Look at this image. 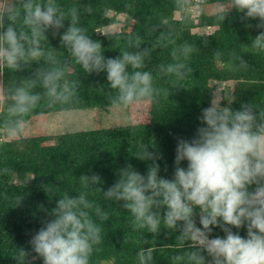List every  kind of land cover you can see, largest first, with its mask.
Segmentation results:
<instances>
[{"label":"trees","instance_id":"trees-1","mask_svg":"<svg viewBox=\"0 0 264 264\" xmlns=\"http://www.w3.org/2000/svg\"><path fill=\"white\" fill-rule=\"evenodd\" d=\"M21 2L0 0V13ZM56 3L65 19L62 28L45 30L40 42L44 54L22 61L16 69L0 62V129L6 131L5 126L12 120L19 131L20 123L36 115L91 108L108 112L115 105L118 93L109 86L106 72H86L61 42V35L72 24V9L77 12L76 25L101 44L106 59L119 57L125 51L144 54L141 68L128 66L126 70L151 73L154 99L128 105L125 125L61 133L51 144L47 143L51 139L47 136L0 140V264H17L15 254L19 249L28 253V264H42V259L31 251L32 235L52 218L50 213L62 195L78 196L81 192L108 217L100 220L94 209L90 210L102 232L89 264H139L138 252L148 248L153 249L152 264H188L189 255L199 245L178 239L179 229L161 225L153 233L146 228H133V217L124 201L107 199L103 194L128 165L146 173L152 161L137 156L141 148L160 154L163 159L157 161L161 165L158 175L171 178L177 139H190L195 134L201 123L197 117L215 99L218 84L223 83L219 92L224 106L239 110L241 105H247L258 117L264 112V50L252 47L255 36L264 29L256 27L257 18L242 20L243 13L232 7L231 0ZM196 3L199 13L194 22L188 8ZM205 6L213 9L207 13ZM220 6L226 10L223 18L215 14ZM174 12H179L180 18H175ZM117 15H123V19L118 20ZM7 23L5 20V27ZM118 23L119 31L102 32ZM15 27L30 34V26L23 23L22 15ZM196 27L212 30L192 31ZM177 64L183 65L182 76L168 71L169 66ZM51 69L62 71L60 83H68L71 90L68 102L56 103L49 98L39 74ZM26 82H32L30 91L39 100L29 113L17 118L11 115L12 94ZM181 163L183 166L186 162ZM93 175L100 180L82 183L81 177ZM164 211L165 207H161V216ZM195 219L199 226L198 213ZM239 231L245 235V229ZM211 235L223 233L216 228Z\"/></svg>","mask_w":264,"mask_h":264},{"label":"clouds","instance_id":"clouds-1","mask_svg":"<svg viewBox=\"0 0 264 264\" xmlns=\"http://www.w3.org/2000/svg\"><path fill=\"white\" fill-rule=\"evenodd\" d=\"M231 3L243 13L242 20L257 18L256 27L264 29V0ZM225 11L220 6L215 14L223 18ZM21 15L23 23L30 26V34L15 27ZM70 15L72 24L61 35V42L86 72H106L109 86L118 93L113 103L127 108L132 103L152 101L155 89L151 73L126 70L128 66L141 68L144 54L125 51L119 57L106 59L101 44L76 25V9ZM64 19L56 0L13 3L0 13V62L16 69L22 61L40 58L44 54L40 42L45 30L62 28ZM252 47L264 50V31L255 36ZM48 59H52L51 53ZM182 67L169 66L168 71L182 76ZM39 75L52 102L70 100L68 83H60L61 70L51 69ZM31 87L32 82H26L15 89L12 116L22 118L36 105L39 96L30 91ZM197 119L201 123L195 134L190 139H177L171 178L158 175L161 165L157 161L163 157L141 148L137 156L152 161L146 173L128 165L103 195L124 201L133 217V228H146L153 233L161 225L179 229L178 239L199 245L189 255L188 264H264V112L258 117L247 105L233 110L218 98L202 108ZM5 130L9 135L18 132L15 120L9 121ZM181 162L186 163L182 166ZM98 180L97 175L81 177L85 185ZM161 207H165L163 216ZM93 209L100 220L108 218L84 192L78 196L65 194L56 201L52 218L29 241L31 251L42 259V264H89L102 232L90 213ZM216 228L222 236L211 235ZM241 228L245 229L243 236ZM27 255L24 249L17 250V264H28ZM137 258L139 264H152L153 249L139 251Z\"/></svg>","mask_w":264,"mask_h":264},{"label":"rangeland","instance_id":"rangeland-1","mask_svg":"<svg viewBox=\"0 0 264 264\" xmlns=\"http://www.w3.org/2000/svg\"><path fill=\"white\" fill-rule=\"evenodd\" d=\"M200 2L201 0H195ZM192 4L188 11L191 12L194 17V22L197 20L199 13V4ZM213 7L205 6V12L209 13ZM113 12H110L112 15ZM179 12H174L175 18H180ZM118 20L123 19V15L116 16ZM121 24H112L102 29V32H117L119 31ZM212 28L202 29L196 27L192 31L209 32ZM223 87V83L218 84L216 87V96L214 100L220 99L219 89ZM3 99L0 87V100ZM128 123L127 108L123 106L113 105L109 108V111H104L100 108H91L83 110H67L57 111L52 113H46L33 116L28 122L20 123L19 131L9 135L6 131L0 129V140L9 141L20 137L29 136H47L51 137L48 140V144L53 143V138L58 134L65 132H76L93 130L100 128H107L113 126H121Z\"/></svg>","mask_w":264,"mask_h":264}]
</instances>
